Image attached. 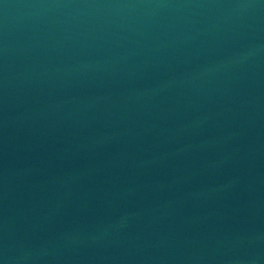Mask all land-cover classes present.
<instances>
[{
  "label": "water",
  "instance_id": "95a60500",
  "mask_svg": "<svg viewBox=\"0 0 264 264\" xmlns=\"http://www.w3.org/2000/svg\"><path fill=\"white\" fill-rule=\"evenodd\" d=\"M0 264H264V0H0Z\"/></svg>",
  "mask_w": 264,
  "mask_h": 264
}]
</instances>
